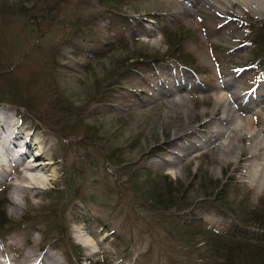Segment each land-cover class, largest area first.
Returning <instances> with one entry per match:
<instances>
[{
	"label": "rangeland",
	"instance_id": "obj_1",
	"mask_svg": "<svg viewBox=\"0 0 264 264\" xmlns=\"http://www.w3.org/2000/svg\"><path fill=\"white\" fill-rule=\"evenodd\" d=\"M48 1L44 7L41 0H10L20 7L0 11V60L15 65L11 76L17 79L11 85L27 82L26 92L33 95L37 108L47 106L53 95L74 107L72 114L65 111L62 117L57 112L53 114L56 119L50 116L40 123L24 108L0 103V115L12 119L6 129L18 127L29 145L41 147L40 151L33 145L27 149L25 165L32 160L53 163L45 168L44 188L29 200L20 198V206L14 202L16 192L11 186L18 175L0 184L8 221L5 228H12L8 234L1 232L3 254L13 257L23 248H33L56 254L63 264H170L175 259L187 264L182 245L168 231L175 215L178 219L194 216L214 227L232 221L206 209L207 200L199 189L204 179L235 182L250 191L248 201L243 199L246 206L264 201V167L251 168L263 163L262 157L252 158L255 140L241 141L230 133L231 145L225 149L209 140L213 129H229L240 122L235 118L232 125L219 124L224 112L222 101L217 100L221 94L238 95L233 103L228 101L230 107L243 117L255 115L253 129L264 125V77L248 67L254 53L248 46V27L264 23V4L254 0H221L222 4L216 0H119L122 9L111 18L113 9L101 0ZM22 4L25 9L20 14ZM99 14L92 21L102 32L97 41L89 46L64 43L76 22ZM107 28L109 32H103ZM165 35L168 40L183 41L174 49L195 71L169 58L178 55L168 50ZM110 42L115 45L106 53L104 47ZM115 49L119 50L111 52ZM137 49L145 59L129 61L122 70L121 63ZM116 66L112 75L110 70ZM138 68L145 73L136 72ZM237 104L240 109L235 108ZM62 121L68 132L62 131ZM120 161L123 165L116 166ZM14 167L17 164L5 167V179ZM141 169L176 183L177 198L190 209L155 214L139 207L124 182L128 172ZM68 178L81 184L83 194L94 195L98 203L62 204L59 210L65 209L61 215L66 236L55 244L47 238H54L55 233L43 234L44 229L33 226V220L48 210L51 191L61 189ZM109 193L122 200L121 211L116 201L107 199ZM27 218L26 226L19 227ZM80 234L95 246L92 250L85 249ZM12 238L21 244L12 243Z\"/></svg>",
	"mask_w": 264,
	"mask_h": 264
},
{
	"label": "trees",
	"instance_id": "obj_2",
	"mask_svg": "<svg viewBox=\"0 0 264 264\" xmlns=\"http://www.w3.org/2000/svg\"><path fill=\"white\" fill-rule=\"evenodd\" d=\"M101 1L113 9L112 12H109L111 18L115 16L114 11H121L122 9V1ZM42 2V6L47 7L50 1L41 0V4ZM17 6L20 7V4L11 3L10 0H0L1 12L11 8L15 10ZM24 9L23 6L17 12L21 14ZM99 16L100 14L94 18L76 22L71 27L72 30L67 36L68 38L64 40V43L66 45L74 44V46L83 44L89 46L97 41L102 32L92 21ZM103 32L108 33L109 29H104ZM248 34V46L254 49L252 60L248 67H254L255 71H258L259 78H261L264 77V23H256L253 26H249ZM168 36L165 35L166 41H168V50L176 52L177 50L174 48L179 47L183 41L178 40V38L168 40ZM111 43L108 44L109 46L104 47V49H107L106 53H110V47L114 44ZM125 44L127 42L122 43V46ZM119 49L112 50L111 52L114 53ZM138 51L140 50L137 49L133 56L128 57L125 62L121 63L122 70L125 69L124 66L129 61L143 58V56L137 54ZM177 55H172L169 58H174L173 60L178 65H181V67H187L191 71H195L192 63L183 57L182 53L177 51ZM160 60H163V58ZM6 63L0 60V103L6 102L24 108L28 116H33L40 123L45 122L50 116L56 119L53 114L57 112L62 117H64L65 111L69 114L73 113L74 107L72 104L59 95H53L48 101L47 106L44 104L37 108L38 105L35 102V98L32 97L33 95L26 92L28 89L27 82H17V85H11L17 79L11 76L15 65ZM118 67H114L110 70V73L113 75ZM132 71L128 70L129 73ZM135 71L145 73L141 72L140 68ZM109 79H111V76ZM61 126L64 133L68 132L65 127L68 126L67 124L64 125L62 121ZM119 165H123V162L120 161L116 164V166ZM196 179L194 178V181ZM200 181H202V178H200ZM202 182H204V187L199 186V189L203 192V197H205L203 199L207 200L205 202L206 209L215 212L222 218H231L232 221L220 227H214L209 222L194 216L186 219L180 217L181 219H178L175 215V220L171 219L173 222L170 223L171 229H168V231L173 238L177 239L178 245H182L187 258V264H264V201H259L257 206L249 207L245 205L243 199L245 198L248 201L247 197L250 196V191L242 189L237 183L228 182L223 184L221 182H214L210 178H206ZM124 183L127 185L131 196L134 197L135 203L141 204L139 207L145 208L150 213H166L172 211V209L177 212H184L190 209V205L186 204L187 202L184 203L183 199L177 198L178 186L169 180L167 176L153 175L141 169L140 171L128 172ZM78 184L75 180L68 178L62 184L61 189H53L50 193L51 206L44 214L35 217V220H33V226L37 224L44 229L43 234L49 235L50 233H55L56 236L54 238L47 237L55 241V244H58V242L60 244L61 240H64V236H66L64 216L61 215L65 209L59 210L62 204L69 207L75 202L93 205L98 203H96L97 200L94 198V195H87V192L83 194V189L80 190L81 184H79L80 187ZM107 199L116 201L118 211L122 210V200L115 197L114 193H109ZM53 200L54 203H52ZM66 201L68 203H64ZM5 210L6 205L0 200V238L2 237V231L8 234L12 229L9 228L8 230L5 228L8 222L5 221ZM29 220V218L22 220L18 226L25 227ZM74 220L79 222L84 221L81 216L75 217ZM140 257L139 255L138 258ZM169 262L170 264H183L177 259Z\"/></svg>",
	"mask_w": 264,
	"mask_h": 264
},
{
	"label": "bare ground",
	"instance_id": "obj_3",
	"mask_svg": "<svg viewBox=\"0 0 264 264\" xmlns=\"http://www.w3.org/2000/svg\"><path fill=\"white\" fill-rule=\"evenodd\" d=\"M235 1H241L245 3L246 0H230L229 2H235ZM216 2L217 4H222L221 0H216ZM254 2L259 4L261 3L264 4V0H254ZM221 88H224V86H222ZM237 97L238 95L234 94L233 92L221 94L218 96L217 100L222 101L224 105L223 116H221L218 119L219 124L228 125L233 120H235V118L237 119L239 118L240 122H238L237 125H235L233 121L232 123L234 125L229 129H226L225 127H221V126L218 129L217 128L213 129L209 133V140L213 141V144L218 145L219 146L218 148L225 149V148H229L231 145L230 133H235L236 135H238L241 141L247 138L254 139L255 142L254 144H252L253 145L252 158L254 157L256 159H259L260 157H262L263 163L257 165L256 167L254 166L251 168H256L257 170L262 169L264 167V139L261 136H264V125H262V128H259L258 130L253 129L252 127L253 124H257L255 115H253L252 117L250 116L243 117L240 116L237 113V111L234 110V108L230 107V103L228 101H231L233 103L234 101H236ZM235 108L240 109V106L237 104ZM247 110L253 111L251 109H247ZM11 121L12 119L9 118V116L5 114L0 115V184L4 183L5 180L6 181L10 180L12 174L18 175L16 182H13L11 186L12 189L16 192V196L14 197V202L17 206H20L19 203L20 198L29 200L30 196H37L38 190L44 188V186L47 184L48 181L44 177L45 173H47L45 168L53 163L47 161L36 162L35 160H32L31 162L34 163L30 165H25L24 157L28 153L27 149L31 148V145H33L36 146L35 149L37 151H40L41 147L38 143H33L29 145L27 138L23 136L22 132L19 131L17 126H16L17 129L9 126L10 131H8L6 129L7 127L6 123L11 124ZM220 137H223L224 139L218 143ZM38 154L39 153L35 155L37 156ZM13 164H17L18 168L17 169L15 167L11 168L7 172L5 179L3 177L2 172L5 171L4 169L5 167H7V165L11 166ZM21 166L24 167V169H20ZM250 166H253V164H251ZM79 239L81 242L85 243L84 245L86 250H92V248L95 247V246L92 247L93 245L91 241L88 238H86L84 235L80 234ZM12 243L21 244L20 240H18L17 238H12ZM22 245L23 247L27 246V242L26 245L24 243ZM21 250L22 251H20L15 256L8 257L3 254L2 247L0 246V264H63L60 258H58L56 254L50 253V251L41 252L39 250H34L33 248H29L28 250L23 248ZM90 253L93 254L95 252H90Z\"/></svg>",
	"mask_w": 264,
	"mask_h": 264
}]
</instances>
